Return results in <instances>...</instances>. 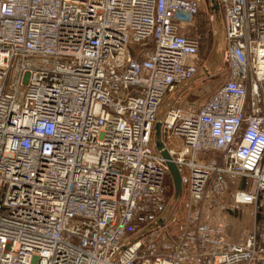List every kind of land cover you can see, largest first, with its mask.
Masks as SVG:
<instances>
[{"label":"built area","instance_id":"2783aa9c","mask_svg":"<svg viewBox=\"0 0 264 264\" xmlns=\"http://www.w3.org/2000/svg\"><path fill=\"white\" fill-rule=\"evenodd\" d=\"M213 1L226 74L196 104L210 0H0V264H264V0Z\"/></svg>","mask_w":264,"mask_h":264},{"label":"rangeland","instance_id":"374dc122","mask_svg":"<svg viewBox=\"0 0 264 264\" xmlns=\"http://www.w3.org/2000/svg\"><path fill=\"white\" fill-rule=\"evenodd\" d=\"M186 32L199 40V70L197 75L179 88L181 101L202 103L223 81L226 74V65L223 60L222 49L223 25L220 11H216L212 4L200 7L199 13L192 25L185 28ZM171 96V95H170ZM170 96H167L169 98ZM156 136V135H155ZM166 195L174 193V177L169 171L166 180ZM184 196V194H182ZM182 201V197L178 198ZM252 208L243 210L240 220L230 217L233 237H236L244 227L252 225ZM256 218L264 214L262 196L256 208Z\"/></svg>","mask_w":264,"mask_h":264},{"label":"water","instance_id":"95a60500","mask_svg":"<svg viewBox=\"0 0 264 264\" xmlns=\"http://www.w3.org/2000/svg\"><path fill=\"white\" fill-rule=\"evenodd\" d=\"M210 1L212 3V7L217 11V5L214 3L213 0ZM160 126H161L160 121H157L155 124V135L158 138L160 137ZM157 149L160 151L161 155L166 159L167 166L174 177V183H175L174 198L177 199L181 195V190H182L180 174L178 172L177 166L171 160V157L168 151L165 149L162 142L158 143Z\"/></svg>","mask_w":264,"mask_h":264},{"label":"crops","instance_id":"0c3cea01","mask_svg":"<svg viewBox=\"0 0 264 264\" xmlns=\"http://www.w3.org/2000/svg\"><path fill=\"white\" fill-rule=\"evenodd\" d=\"M262 201H263V203H264V195L262 196ZM262 213H264V212H262ZM264 215V214H263Z\"/></svg>","mask_w":264,"mask_h":264},{"label":"trees","instance_id":"16d2710c","mask_svg":"<svg viewBox=\"0 0 264 264\" xmlns=\"http://www.w3.org/2000/svg\"><path fill=\"white\" fill-rule=\"evenodd\" d=\"M262 216H263V215L261 214V215H260V218H261Z\"/></svg>","mask_w":264,"mask_h":264}]
</instances>
